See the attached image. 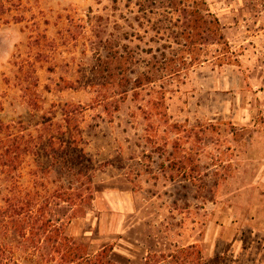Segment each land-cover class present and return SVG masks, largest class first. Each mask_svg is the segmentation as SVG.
I'll return each mask as SVG.
<instances>
[{
  "label": "rangeland",
  "instance_id": "374dc122",
  "mask_svg": "<svg viewBox=\"0 0 264 264\" xmlns=\"http://www.w3.org/2000/svg\"><path fill=\"white\" fill-rule=\"evenodd\" d=\"M205 1L229 52L208 44L122 94L105 45L139 60L129 81L146 73L141 0H0L1 207L15 179L48 191L64 234L113 264L190 246L200 264H264V0Z\"/></svg>",
  "mask_w": 264,
  "mask_h": 264
},
{
  "label": "trees",
  "instance_id": "16d2710c",
  "mask_svg": "<svg viewBox=\"0 0 264 264\" xmlns=\"http://www.w3.org/2000/svg\"><path fill=\"white\" fill-rule=\"evenodd\" d=\"M139 6L141 25L147 24L144 33L153 34L150 42L158 46L149 48L146 52L151 57L146 73L129 81L123 73H131L129 66H134L139 60L126 57L115 50L111 41L106 43L103 63L107 71L111 70L112 65H118L115 69L112 68L110 75L119 71L116 75L126 80L121 85L122 94H127L128 89L135 90L153 83L155 77H175L183 69L187 70L188 66L200 64L208 44L229 52L222 27L210 13L205 0H141ZM187 59H190L189 63ZM2 141L0 140L1 167L5 166ZM32 177L35 178L34 174ZM15 180L7 189L5 206H0V222L4 223L7 232L17 228L20 240L15 247L10 241L0 244V264H113L110 260L111 248L103 247L97 254H90L83 244L64 234L59 219L52 216L48 191H45V195H39L37 189L33 190L34 187L22 188ZM74 191L71 190L67 199L76 206L75 203L82 202L84 196L79 190ZM41 200L44 204H41ZM194 249L195 246H190L178 250L167 257L168 260L163 257L164 261H170L171 264H200L202 259L199 262V257H194ZM149 262L147 259L145 264Z\"/></svg>",
  "mask_w": 264,
  "mask_h": 264
}]
</instances>
